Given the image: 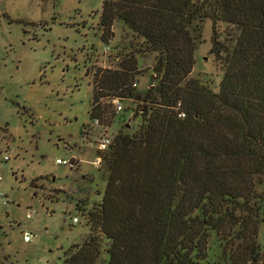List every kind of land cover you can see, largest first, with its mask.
Returning a JSON list of instances; mask_svg holds the SVG:
<instances>
[{
    "label": "trees",
    "instance_id": "trees-1",
    "mask_svg": "<svg viewBox=\"0 0 264 264\" xmlns=\"http://www.w3.org/2000/svg\"><path fill=\"white\" fill-rule=\"evenodd\" d=\"M205 18L230 25L226 38L213 35L224 70L219 91L191 76ZM117 22L142 41L93 75L91 122L119 126L103 153L101 200L77 207L91 232L65 251L63 264H259L264 0H103L107 44ZM147 54H155V76L142 89L134 84L138 57ZM116 98L133 103L130 118L118 117Z\"/></svg>",
    "mask_w": 264,
    "mask_h": 264
},
{
    "label": "rangeland",
    "instance_id": "rangeland-1",
    "mask_svg": "<svg viewBox=\"0 0 264 264\" xmlns=\"http://www.w3.org/2000/svg\"><path fill=\"white\" fill-rule=\"evenodd\" d=\"M102 7L103 0H0V264H63L65 251L91 232L77 207L81 200L96 205L107 182L103 162L93 163L97 131L87 132L93 75L142 41L117 22L105 52ZM199 25L191 76L219 91L224 70L212 52L213 35L226 38L230 25L210 18ZM154 63L155 54L138 57L140 88L153 83ZM131 106L126 101L118 117L130 118ZM57 159H75L76 167ZM254 182L264 197V175ZM257 240L264 250V220ZM217 252L211 247V261Z\"/></svg>",
    "mask_w": 264,
    "mask_h": 264
},
{
    "label": "built area",
    "instance_id": "built-area-1",
    "mask_svg": "<svg viewBox=\"0 0 264 264\" xmlns=\"http://www.w3.org/2000/svg\"><path fill=\"white\" fill-rule=\"evenodd\" d=\"M111 49L110 45L107 44L105 46V52H109ZM134 85L139 86V83H135ZM125 102L126 100H122L120 98H116L113 101V106L115 108V110L120 113L121 111H123L125 109ZM179 115L181 117L185 116L184 112H180ZM91 126L93 131H97V151H96V158L93 159V163L100 165L103 162V153L105 151H107L111 145L114 142L115 139V134L110 132V127H104L99 120H94L91 122ZM6 159H9V156H5ZM75 159H70V160H62V159H57L58 163H66L68 165L74 166L76 167V162H74ZM73 221L74 222H80L79 217L78 216H74L73 217ZM25 240L29 241L31 239L30 235L25 232Z\"/></svg>",
    "mask_w": 264,
    "mask_h": 264
}]
</instances>
